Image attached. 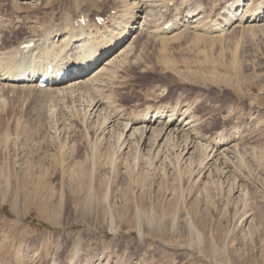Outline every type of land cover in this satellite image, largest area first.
<instances>
[{"label": "rangeland", "instance_id": "1", "mask_svg": "<svg viewBox=\"0 0 264 264\" xmlns=\"http://www.w3.org/2000/svg\"><path fill=\"white\" fill-rule=\"evenodd\" d=\"M45 1L0 9L42 26L61 24L69 7L77 15L80 3L92 16L130 5ZM148 2L163 10L151 28L180 15L184 25L142 39L130 80L113 89L128 95L114 103L191 104L196 142L222 137L232 153L204 162L198 145L190 160L170 144L158 158L146 147L143 159L136 145L119 150L118 133L103 130L104 116L92 122L85 99L0 82V264H264V19L194 32L189 11L223 22L218 13L236 0H172L179 10L170 11L167 0Z\"/></svg>", "mask_w": 264, "mask_h": 264}, {"label": "bare ground", "instance_id": "2", "mask_svg": "<svg viewBox=\"0 0 264 264\" xmlns=\"http://www.w3.org/2000/svg\"><path fill=\"white\" fill-rule=\"evenodd\" d=\"M14 1L19 2L20 5V2L22 4H35L41 0ZM51 1L46 0L45 2L50 3ZM148 1L129 0L128 3L133 6L131 8L130 5L124 2L116 3L117 1L114 2L113 0L114 3L111 5V9H107L110 11L109 13H106V11H100L101 13H99L98 11V14L92 16V18L90 13L87 12L88 9L85 11L87 13H85L82 3H77L79 4L77 5V8L79 6L78 10H76L77 15H73L69 7L68 12L64 15L65 19L60 21L61 24H53L52 20L50 22L47 20L45 23L43 22L42 26L38 25L40 22L36 24V22L33 23L34 20L32 22L30 19V22H23L21 14H14L12 17L6 16V9H0V82L4 81L6 82H3L4 85L13 88L34 87L51 91L52 93H65V96L70 99H85L86 103H91L89 112L87 113H89L90 119L93 120L92 122H94L95 118L98 119L104 116V125L108 122L103 130L112 136L118 133L117 143L120 146V151L124 152L126 149L130 151L132 146L136 145L138 149L137 153L143 158L144 150L147 147L150 148L148 149L149 152L155 158H158V155L162 154L161 152L163 151L165 152L166 147L171 144L172 146H178L179 149L182 148L181 155L184 157V154H188L187 158L190 159L195 154L196 146L199 145L200 147L207 146V153L203 156L205 157L203 159V161L205 160L204 162L207 160V162L222 160V157H226L230 152L232 153L231 148L234 143L232 145H225V143H229L228 140H224L225 136L223 137V141L221 140L222 137H219L220 139L215 137L211 141H207V143H197L196 141H202L203 139L200 138L202 137L201 135L200 137L198 135L200 132L198 134L195 132V126L199 125L197 124L196 114L190 108L191 104L186 105L185 103L179 104L177 102L172 105L169 102L162 101L158 106L151 107L152 105L149 106L144 103L147 107L145 106V109L140 110L142 109L141 107L134 106L128 109L126 105L116 104L113 101L114 99L116 100V96L118 95H128L126 94L127 92H117L113 89L114 87H123L126 81L130 80L135 66H138V55L140 54L135 49L142 39L145 36L149 38V35H158L160 38L166 39L170 34L174 35L180 29V26L184 25L185 19L180 15L172 19L164 17V21L155 26L157 29L151 28L149 25L153 24V21L157 19V15L162 13L163 10L157 7L160 4H156V7H148V5L152 6ZM171 1L167 0L165 5L161 2V7L165 6V11H170L173 7L175 10H179L177 6H171ZM0 4H4L2 0H0ZM128 8L131 9L128 10ZM223 8L225 9L224 12L226 11L225 14L223 11L219 14L220 17L223 14L226 17V20L223 22L209 20L210 17L206 18L202 11L203 8L201 9L199 6L197 9H193V11L188 10L187 15L191 14L188 16L190 20L192 19L191 28L194 32L199 29L200 32L203 30V32H206V30L216 32L224 30L232 21H237V18H239L238 21L240 22L246 21L245 23H256L264 19L263 2L254 4L252 0H236L232 4H225ZM140 12L143 15L139 14ZM182 12L179 14H182ZM80 13H84L87 17L91 18V22L88 23L87 21L86 24L76 23ZM101 14L103 16L110 14L109 20L97 25L94 23V17ZM219 16L218 18H220ZM26 24L31 29H28L29 31L24 36H20L19 41L13 42V38L21 33V28L26 27ZM166 24H170L168 29H165ZM4 32L5 36L2 37L1 33ZM6 34L9 39L6 37ZM25 43H33V46L28 51H22L21 45ZM49 63L55 69H62L64 67L76 69L70 74L68 81L58 83L61 80L53 77L50 85L40 88L38 82L34 81V77L45 71ZM139 72H142V70ZM22 74H31L33 78L25 83L13 82L16 77ZM122 97L125 99V96ZM97 119L95 120L97 121ZM227 138L230 139L228 136ZM164 152L163 155L167 153L164 154ZM165 158L168 159L167 157Z\"/></svg>", "mask_w": 264, "mask_h": 264}]
</instances>
